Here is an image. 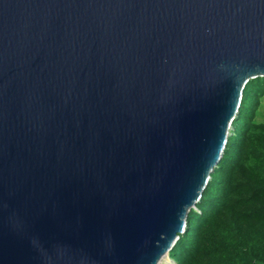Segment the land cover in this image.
<instances>
[{
	"label": "water",
	"instance_id": "95a60500",
	"mask_svg": "<svg viewBox=\"0 0 264 264\" xmlns=\"http://www.w3.org/2000/svg\"><path fill=\"white\" fill-rule=\"evenodd\" d=\"M264 76V0H0V264H160Z\"/></svg>",
	"mask_w": 264,
	"mask_h": 264
},
{
	"label": "trees",
	"instance_id": "16d2710c",
	"mask_svg": "<svg viewBox=\"0 0 264 264\" xmlns=\"http://www.w3.org/2000/svg\"><path fill=\"white\" fill-rule=\"evenodd\" d=\"M263 97L264 76L249 79L223 153L169 250L174 264H264Z\"/></svg>",
	"mask_w": 264,
	"mask_h": 264
},
{
	"label": "rangeland",
	"instance_id": "374dc122",
	"mask_svg": "<svg viewBox=\"0 0 264 264\" xmlns=\"http://www.w3.org/2000/svg\"><path fill=\"white\" fill-rule=\"evenodd\" d=\"M257 119L260 121H264V97L260 99L259 106L257 108ZM170 260L169 264H174V262Z\"/></svg>",
	"mask_w": 264,
	"mask_h": 264
},
{
	"label": "bare ground",
	"instance_id": "6f19581e",
	"mask_svg": "<svg viewBox=\"0 0 264 264\" xmlns=\"http://www.w3.org/2000/svg\"><path fill=\"white\" fill-rule=\"evenodd\" d=\"M168 258H169V256H165V257L161 260L160 264H169L170 260H169Z\"/></svg>",
	"mask_w": 264,
	"mask_h": 264
}]
</instances>
